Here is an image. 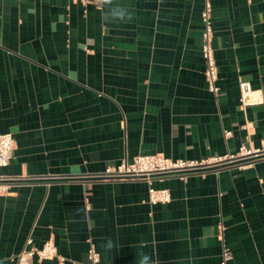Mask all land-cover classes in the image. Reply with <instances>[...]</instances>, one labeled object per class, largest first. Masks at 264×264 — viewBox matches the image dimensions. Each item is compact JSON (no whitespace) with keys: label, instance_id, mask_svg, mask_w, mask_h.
Returning a JSON list of instances; mask_svg holds the SVG:
<instances>
[{"label":"crops","instance_id":"1","mask_svg":"<svg viewBox=\"0 0 264 264\" xmlns=\"http://www.w3.org/2000/svg\"><path fill=\"white\" fill-rule=\"evenodd\" d=\"M218 92L206 81V0H0V264H264V159L154 181L94 175L139 154L205 159L264 140V0H210ZM123 11L124 19L113 16ZM130 17V19H129ZM242 81L263 94L244 105ZM227 132L229 134H227ZM31 241V242H29Z\"/></svg>","mask_w":264,"mask_h":264},{"label":"built area","instance_id":"2","mask_svg":"<svg viewBox=\"0 0 264 264\" xmlns=\"http://www.w3.org/2000/svg\"><path fill=\"white\" fill-rule=\"evenodd\" d=\"M203 34L202 53L206 63L205 77L209 88L213 92L219 91L217 81L219 79L218 64L215 47L213 45L215 28L213 22V6L210 0H206L202 12ZM241 101L244 105H251L261 101L263 94L253 89L249 81H242ZM227 134H229L227 132ZM16 140L11 132L0 133V169L7 166L13 156ZM264 159V140L260 147H251L242 144L235 152L224 155H215L205 159H178L174 160L164 154H139L133 159H124L119 164L107 167L102 173L94 175L98 179L115 180H145L149 184V200L152 204L171 201L172 195L168 188H157L154 181L166 176L180 175L187 177L193 173H202L212 170H221L230 167L245 168L252 166L256 161ZM5 177L0 175V194L8 190L4 182ZM31 242V241H29ZM89 264H100L101 253L92 245L88 251ZM223 264L231 258L228 249L223 253ZM20 264H35L36 260L42 261L54 257L65 261L59 254V249L54 237L45 241L42 247L31 246L17 254Z\"/></svg>","mask_w":264,"mask_h":264},{"label":"clouds","instance_id":"3","mask_svg":"<svg viewBox=\"0 0 264 264\" xmlns=\"http://www.w3.org/2000/svg\"><path fill=\"white\" fill-rule=\"evenodd\" d=\"M101 2H102V3H110L111 0H101ZM112 15H113V16H117V17H119L120 19H124V12H123V11H119V12H117V11H113V12H112ZM129 19H130V17H129ZM147 261H148V257L145 256V257L143 258V260L141 261V264H147Z\"/></svg>","mask_w":264,"mask_h":264}]
</instances>
